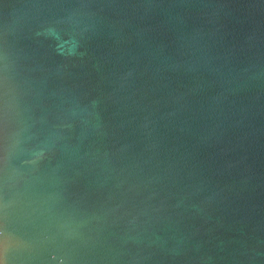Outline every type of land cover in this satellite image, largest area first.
<instances>
[{
	"label": "water",
	"instance_id": "obj_1",
	"mask_svg": "<svg viewBox=\"0 0 264 264\" xmlns=\"http://www.w3.org/2000/svg\"><path fill=\"white\" fill-rule=\"evenodd\" d=\"M0 264H264V0H0Z\"/></svg>",
	"mask_w": 264,
	"mask_h": 264
}]
</instances>
